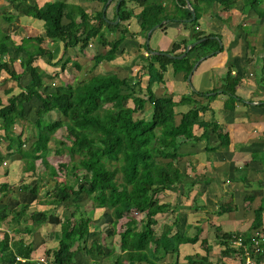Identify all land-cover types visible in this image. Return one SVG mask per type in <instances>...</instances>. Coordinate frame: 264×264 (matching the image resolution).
<instances>
[{"label": "trees", "instance_id": "trees-1", "mask_svg": "<svg viewBox=\"0 0 264 264\" xmlns=\"http://www.w3.org/2000/svg\"><path fill=\"white\" fill-rule=\"evenodd\" d=\"M6 1L9 4V11L4 14L6 21L17 25L21 16H33L44 21L45 31L36 36H23L22 41L16 43L10 32L0 28V77L7 72L22 88L21 92L10 95L7 102L0 96V145L3 140L7 142L6 153L0 149V165L8 164L5 158L9 157L10 161V158L18 155L25 161L24 171L35 172L37 160L46 158L52 150L58 154L65 151L73 158L71 162H59L57 169L49 165L52 176L63 172L65 178L56 179L52 189L46 191V198L38 201L53 206V210L58 206L73 207L59 220L57 245L46 250V258L50 264H80L82 259H87L91 264H157L171 255L178 262L181 244L196 243L200 238L199 233L190 235L191 225L186 223L181 205L162 200L163 193L187 183L186 174L179 165L184 155L182 145L186 142H204L207 156L212 159L217 150L229 146L230 136L223 132L218 121L204 118L210 103H202L194 97L195 93L200 92L189 90L188 94H183L176 101L171 94L157 95L153 83L165 82L169 64L173 65L175 72L185 71L187 80L197 59L190 56L192 53L202 49L205 55L219 49V39L213 37L216 34L199 30L194 24L200 19L203 9L218 14V10H231L237 0H191L196 12V17L190 22L194 27L191 37L176 41L170 53H175L181 45L184 51L193 40L206 39L182 58H172L166 53H149L143 61L148 74L144 85L143 74L130 79L109 71L94 72L77 83L53 87L47 80L58 76L62 78L70 64L78 70L83 67L77 61V54H70L65 60H53L52 46L57 42L63 41L65 50L76 47L79 52H84L91 40L97 39L107 50L93 56L95 69L103 60L116 58L128 28L110 40L107 31H117L123 20L136 15L146 36L148 30L163 20L191 18L188 0H173L174 10H168L167 3L159 0H136L142 6L137 14L128 6L127 0H121L118 11H114L113 19L120 17L117 24L104 17L102 9L96 15H91L81 6L66 0H50L43 5H39L37 0ZM100 1L105 5L108 0ZM118 1L112 0L109 5ZM242 7L251 17L264 20V0H243ZM78 16L80 21L77 20ZM160 26L165 27L167 23ZM12 46L15 47L14 56L10 54ZM41 58L50 66L60 65V69L53 73L42 69L39 65ZM17 59H20L22 72L15 65ZM28 74L30 80L23 81V76ZM242 78L240 73L233 75L230 68L224 77L220 88L227 96L224 109L228 112L236 107L239 98L237 86ZM217 95L211 94L209 101ZM130 100L133 101L132 105H129ZM147 102L153 106L151 117H136V113L145 112ZM32 104L36 106L33 111L36 115V138L26 148L27 138H23L22 132L16 133L15 129L21 121L27 120L28 111L33 110ZM182 104L189 107L180 112L178 106ZM62 127L67 129L71 144L62 140L53 149L50 143L55 132ZM196 128H202L201 133H197ZM79 167L86 171L81 180L77 172ZM71 174L74 175L73 179L70 178ZM0 188L5 196L10 184L4 182ZM20 190L36 196L39 185L24 183ZM83 199L86 200L84 203ZM224 207V211L233 208L229 204ZM30 208L31 203L28 202L20 211L15 210L13 220L19 222L22 217H31L32 223L22 228L33 233L37 231L36 227L50 218L53 210ZM97 208L105 212L104 216L110 214L113 229L108 231L106 237L118 235L120 251L106 249L102 238L104 225L98 224L93 216ZM134 212L142 213L143 219L135 218ZM263 212L264 198L261 206L255 210L252 232H224L217 235L218 242L225 246L223 253L237 255L238 249L232 245V241L238 236L249 241L254 230L262 225ZM123 218L127 220L121 223ZM52 232V235L56 233ZM34 248L35 245L27 243L25 238L16 239L5 233L0 239V262L35 264L32 260ZM110 258L113 260L107 262ZM206 261L205 256L188 255L184 264Z\"/></svg>", "mask_w": 264, "mask_h": 264}, {"label": "crops", "instance_id": "crops-1", "mask_svg": "<svg viewBox=\"0 0 264 264\" xmlns=\"http://www.w3.org/2000/svg\"><path fill=\"white\" fill-rule=\"evenodd\" d=\"M47 1L50 0H37L39 5H43ZM66 1L81 6L91 15H96L102 9L103 16L113 24L120 21L119 16L116 19L113 18L114 11H118L121 0L112 5H109L112 0H108L105 5L100 0ZM127 1L128 6L133 8L135 14L142 10V6L136 0ZM164 3H167L168 10L174 8L173 0H164ZM238 14L236 8L234 11L218 10V14H214L210 9H203L199 19V29L215 33L216 36L213 37L219 39L220 48L205 55H203L204 50L200 49L190 55L192 58H197L195 64L201 59L191 77L192 85L195 86L197 92H200V94L195 95V98L201 100L202 103H210V109L204 113V118L218 121L223 132L229 134L230 144L228 147L217 150L215 157L212 159L207 156L204 142H186L182 145L181 151L184 155L179 161V165L186 173L187 183L185 186H179L176 190L167 191L165 199L181 205L180 209L186 218V223L191 225L190 235L193 236L199 233L200 238L196 243L186 242L181 244L180 251L183 250V247H189L188 249H190V251L182 253L184 262L187 261L188 255H198V257L205 256L207 258L206 262L200 264H241L239 256L223 253L225 246L218 242L217 235L224 232L243 234L252 232L255 210L261 206L264 198V48L250 44L251 36L254 38L257 35L261 36L255 34L251 28V25L257 21L254 20L252 24L247 23L249 25L246 26L250 30L245 29L240 27L239 22H236L239 18ZM189 19L176 17L163 20L162 24L167 23V26L161 27L160 24L154 28L149 41L147 39L149 30L146 36L142 33L136 15L123 20L117 31H107L110 40L119 36L123 29L128 28L125 32V39L120 45V51L117 52L114 60L110 62L103 60L95 68V73L104 72L105 70L102 68L104 67L106 68L105 72L114 71L120 77L136 79V77L143 74V79L147 80L148 74L146 68L143 67V61L147 59L149 53L161 52L177 56L175 53L180 55L186 50L183 51V45H181L175 53H170L176 41L179 42L182 39L191 37L193 27L190 25V28L186 24L192 21ZM77 20L80 21V16L77 17ZM19 22L23 26H27L28 23V26L30 25L32 28L42 25L43 28H39L40 34L45 31L44 21L33 16H21ZM236 27H239L241 31ZM258 28H261L260 25L256 27L255 31ZM262 42L264 43V41ZM91 43L89 45L91 50L85 48L86 51L79 52L82 54L79 56L78 53L70 51L69 54L65 55V50L63 52L64 43L59 41L53 45L54 47L52 46V49L53 53L55 49L58 52L61 49L62 53L54 60H65L70 54H77L78 62L85 56L88 57V60H91L96 53L107 50L106 46L97 44V39L91 40ZM94 45L95 48L92 50ZM10 54L14 56L13 53ZM17 61L20 63V59H17L15 63ZM156 64L158 65V63ZM229 68L232 70L233 75L238 73L243 75L241 83L237 86L239 98L236 100V107L230 112L224 109L227 96L222 93L220 88ZM96 69H103L104 71L97 72ZM18 71L22 72V67ZM184 76L185 71L175 72L173 65L169 64L165 73V82L153 83V89L157 95L171 94L176 101H179L183 94L190 92V82L188 79L185 80ZM9 77L7 72H3L0 77V91H3L0 92V96L3 101L5 97L22 91L18 82H16V85L6 83L9 82ZM17 88H20V90ZM215 93H218L217 97L209 101V96ZM4 102H7V99ZM152 107L150 102L146 103L145 111L149 113L148 118L151 117ZM188 107L189 105L182 104L179 106V111H185ZM196 131L201 133L202 128H196ZM3 153L5 152L3 151ZM15 157L18 159V155ZM5 160H9V157ZM173 192L175 198H172ZM3 193L1 192L0 199L7 196H3ZM14 197L16 198V196ZM20 198L24 197L21 196ZM5 202H0V239L3 238L5 233H9L10 236L16 239L25 238L27 243H33L35 248L32 252V260L37 264L39 253L43 255L42 253L45 252L41 253L40 250L43 249V246H40L38 242L46 243L49 238L57 242L58 229L54 235H52V231L49 233L45 231L50 235L48 238L44 237V232L40 230V227H44V224L51 223L54 217L50 216L46 222L36 227L37 231L28 233L22 227L32 222L26 223V217H22L19 222L13 220L15 210L20 211L22 203L19 201L13 207V205ZM228 204L233 208L224 211V205ZM260 229L264 231V212ZM27 234L32 238L29 241L26 237ZM259 260L261 264H264V252L259 256Z\"/></svg>", "mask_w": 264, "mask_h": 264}, {"label": "rangeland", "instance_id": "rangeland-1", "mask_svg": "<svg viewBox=\"0 0 264 264\" xmlns=\"http://www.w3.org/2000/svg\"><path fill=\"white\" fill-rule=\"evenodd\" d=\"M160 1L164 2V0H160ZM0 5H1L0 6V26H1V29L3 28L2 30L5 29L4 31L10 32L12 37L15 39L16 43H20L22 41V37L23 36L40 35L39 28L40 29L43 28L42 25L37 26L36 28H32V27H30V25L28 26V23H27V26L21 25L19 20L17 21V22H19V24H17V25H16V23H10V22L6 21L5 18H4V14H5L6 11H9L8 10L9 8L7 6L8 2L6 0H0ZM242 6H243V0H237L236 3L232 7L233 9H231L230 11H234L235 8H236V10H238L239 18L237 19L236 22H239L240 27H244L245 29L250 30L249 27L246 26V25H249L247 23H251L252 24V23H254L253 22L254 20L257 21L253 25H251V28H252V30H254L255 34H260L261 36L257 35L256 38L251 36L250 37V42H251L250 44H252V45L255 44L258 47L264 48V43L263 42L261 43V41H264V25H263L264 24V20L251 17L250 13L247 10H245V11L243 10ZM170 10H174V8L170 9ZM186 24L189 25V27L191 25L190 22H188ZM258 25H260L261 28H258L257 31H255V29H256V27ZM202 26H204V25H202ZM192 27H193V25H192ZM194 27L199 29L200 20H198V22L196 24H194ZM237 29L239 30L240 28L238 27ZM240 31H241V29H240ZM202 38H206V37H202ZM90 44H92V43H90ZM97 44H99V42ZM43 45L46 46V44H43ZM89 48H90V46H88V48H86V50L87 49L91 50V48L90 49ZM94 48H95V45L92 48V50ZM68 49L67 50H65V48L63 49V52L65 50V55L69 54V51L70 52H74V53H78L79 56L82 55L81 53H79V49L76 48V47L75 48H68ZM59 50L60 51L58 52V50L55 49L54 58H56L57 56L58 57L61 56L62 50L61 49H59ZM86 50H84V51H86ZM10 53H13V55H15L16 52H15V47L14 46L11 47ZM83 58L80 59L81 60L80 62L82 63V66H83L81 70L76 69V67H74L73 64H70L71 66L68 67L64 71V73H63L64 75H63L62 78H60L58 76V77H55L54 79H50V80H47V81L49 83H52V87H53V85L57 86V85H60V84H65L66 85L67 83H77L78 81L84 80L85 78H87L90 75L94 74V72H95V69L93 68L94 67L93 66L94 65V60L93 59L88 60L87 56H85ZM15 65H16L17 69L21 70L20 63L18 61L15 63ZM39 65H40V67L42 69H46L48 71H51L52 73L60 69V65L50 66L42 58H41V60L39 62ZM101 67H102V65H101ZM102 68L106 71V68H104V67H102ZM103 69H101V70H97L96 69V71L97 72L104 71ZM29 78H30V75H24L22 80L26 82V81H29ZM16 82H18L16 79H14L12 77H9V82H6V83H9V85H11V84L16 85ZM145 82H146V79L143 80L144 84H145ZM1 86H2V84H1ZM17 89L20 90V88H17ZM189 89H190V91H192V90L197 91V89L195 88L194 85L193 86L190 85ZM0 92H3V91H0ZM195 95H198V93H195ZM195 95H194V97H195ZM8 97H5L4 101L6 99H8ZM132 104H133V101L130 100L129 101V105H132ZM32 106H33L32 112L28 111V113H27V120L21 121V123H19L17 125L16 129H15L16 133H21L22 132L23 138H27L26 144H25L26 148L29 147L30 144L36 138V127H35V124H34V119L36 118V115L33 112L36 109V106L33 105V104H32ZM178 110H179V106H178ZM147 115H149V113L147 111H145V112L141 111V112H138V113L135 114L136 117H142V116L148 117ZM46 116H48V115H46ZM55 117H57V114H55ZM0 133H2V132H0ZM69 139H71V138H69ZM69 139L67 138V129L65 127H62V128L58 129L55 132L54 139L51 141L50 145L54 149L55 147H57V146H59L61 144L62 140L66 141L68 144H71ZM6 144H7V142L3 140L2 144L0 145V149L3 150L5 153H6ZM16 158L17 157H15L13 160H12V158H10L11 160L10 161L8 160V164L7 165H5V164L1 165V168H0V176H1L0 187H1V184H3V182H8L10 184V189H9V192H8L7 196H5V198H3V199H0V202L4 203L6 201L9 204L13 205V207H15L16 203H18L20 201L22 203L21 208H22L23 205H25V202L26 203L29 202V203H31L33 205L32 208L38 209L39 211L40 210H45V209L46 210H49V209L53 210V206L47 205V204H41L38 201L40 199L46 198V191L52 189V187L55 184L56 179L57 180L64 179L65 178V174L63 172H61L56 177L52 176L49 165H52V166H54L57 169L59 167V162H71V160L73 159L72 156L69 153L65 152V151L63 153H61V154H58V153H55L52 150L48 154V156L46 158H42V159L37 160V170L35 172H26V171H24L25 161L23 159H21L19 156H18V159H16ZM76 158H77V156H76ZM77 172L80 174V180L83 177V175L86 174V171L84 169L80 168V167L77 170ZM70 178L73 179L74 175L71 174ZM24 183H30L31 185H34V184L37 183L39 185L38 194L36 196L35 195L33 196L31 193H29L27 191L22 193L23 190L20 191V186L22 184H24ZM1 192H2V190L0 188V194H1ZM163 194H162L163 195L162 196V200H166L165 199V196H166L165 194H167V193H163ZM174 195H175V193L173 192L172 193V198H175ZM14 196H16V198ZM21 196H23L24 198H20ZM85 201H86L85 199L82 200L83 203ZM70 207L71 208H64L63 206H58L57 208H55L53 210V214H51V216L54 217V220H52L51 223L44 224L43 225L44 227H40L41 232H44V237L48 238V236H50L49 234L45 233V231H47L49 233L50 231H54L55 232L57 229L58 230L60 229L59 220H60V218L63 217L65 212L70 213L73 210V207L71 205H70ZM15 209H17V208H15ZM104 214H105V212L102 209H100V208H97V209H95L93 211V216H94L96 222L98 224H100L101 226L104 225L103 226V229H104L103 232L104 233L102 234V238L104 240L106 249L107 250L113 249L114 251H116V250L120 251V244L118 242L119 236L116 235V236H114L112 238L106 237L107 236L106 234L108 233V231L110 232L113 228H112V226L110 224V222H111L110 221L111 220L110 214L107 213L106 216H104ZM133 216L135 218H137L138 220H140V221L144 217V215L142 213H140V212H134ZM106 217H107V219H106ZM126 220H127V218H123L121 220V223L126 221ZM25 221H26V223H31L32 219L31 218H26ZM26 237H28L27 238L28 241L30 239H32V238H30L29 235L26 236ZM40 237H42V236H40ZM33 240H35V239H33ZM47 240L48 241L46 243L45 242L43 243V242L36 241V242H38V244L40 246H43V249L40 250L41 253L43 251L46 252V250H48L49 248L53 247L57 243L56 241L52 240L51 238H49ZM188 248H184L183 247V250L180 251V254H179V257H178L179 258L178 262L175 261V257L172 258L171 255H169L167 258H164L161 262H158L157 264H180V262H181V264H184L185 263L184 260H183L184 256L182 255V253H186V252L190 251V249H188ZM45 252L42 253L43 255H41L39 253L40 256H38V257L36 256L37 260H39L42 256H45ZM193 254H195V253H193ZM112 260H113V258H110V259H107L106 261L107 262H111ZM87 261H88L87 259L86 260L82 259L81 264H91L90 262H87ZM125 264H129V263L126 262ZM135 264H145V263L136 262Z\"/></svg>", "mask_w": 264, "mask_h": 264}, {"label": "built area", "instance_id": "built-area-1", "mask_svg": "<svg viewBox=\"0 0 264 264\" xmlns=\"http://www.w3.org/2000/svg\"><path fill=\"white\" fill-rule=\"evenodd\" d=\"M232 245L238 249L237 256L241 258V264H261L259 256L264 252V231L257 229L247 242L243 236H238L232 241ZM37 263L50 264V261L42 256Z\"/></svg>", "mask_w": 264, "mask_h": 264}, {"label": "water", "instance_id": "water-1", "mask_svg": "<svg viewBox=\"0 0 264 264\" xmlns=\"http://www.w3.org/2000/svg\"><path fill=\"white\" fill-rule=\"evenodd\" d=\"M188 5H189V7H190V9H191V11H192V18H190L189 20H193V19L196 17V12H195V9H194V7L192 6V4H191L190 1L188 2ZM163 22H164V21H162V22L159 23V24H156L152 29L149 30L148 35H147V39H148V41L150 40L151 32L153 31V29L156 28V27H158V26H159L160 24H162ZM205 39H206V38H201V39H198V40H196V41H194V42L188 44L187 47H186V50H185L182 54H180V55H177V56H176V55H172V54H169V53H167V55H169V56H171V57L182 58V57H184V56L187 54V52H188L189 50H191L196 44L202 42V41L205 40ZM157 53H161V52H157ZM200 60H201V59H200ZM200 60H199V61H200ZM199 61H197V63L193 66V68H192V70H191V72H190V74H189V76H188V80H189V82H190V85H192L191 77H192L193 71L195 70V68H196V66H197V64H198ZM192 86H193V85H192Z\"/></svg>", "mask_w": 264, "mask_h": 264}]
</instances>
